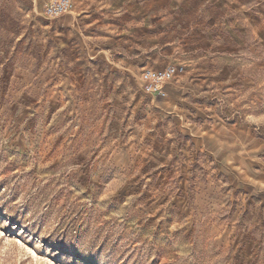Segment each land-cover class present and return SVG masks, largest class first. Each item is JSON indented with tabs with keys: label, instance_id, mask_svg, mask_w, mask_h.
<instances>
[{
	"label": "rangeland",
	"instance_id": "rangeland-1",
	"mask_svg": "<svg viewBox=\"0 0 264 264\" xmlns=\"http://www.w3.org/2000/svg\"><path fill=\"white\" fill-rule=\"evenodd\" d=\"M255 1L248 28L215 18L206 57L192 35L201 58L153 99L140 73L165 64L68 44L45 0H0V264H264Z\"/></svg>",
	"mask_w": 264,
	"mask_h": 264
},
{
	"label": "crops",
	"instance_id": "crops-1",
	"mask_svg": "<svg viewBox=\"0 0 264 264\" xmlns=\"http://www.w3.org/2000/svg\"><path fill=\"white\" fill-rule=\"evenodd\" d=\"M251 2L252 0H71L68 12L56 18L43 16L49 20L45 29H61L62 34L68 38V44L76 42L93 48L107 46L111 49L114 46L119 51L123 48L138 50L140 64H165L159 68L149 67L160 69L171 64L169 62L189 66L198 62L201 57L196 56V50L200 47L191 42L194 34L201 35L205 40L206 45H202L205 50L203 58L208 53H213L215 44V47H220L207 32L218 24V21L212 23L215 18H227V9L235 11L238 16L242 15L241 26L248 28L249 20L255 17L252 9L257 7H253ZM255 2L259 6L262 0ZM214 4L220 8L215 17L212 14ZM171 36L172 40L160 42ZM186 37L182 42L175 41L176 38ZM132 43H135L136 48ZM150 52L154 53L150 56ZM181 73L169 85L177 82Z\"/></svg>",
	"mask_w": 264,
	"mask_h": 264
},
{
	"label": "built area",
	"instance_id": "built-area-1",
	"mask_svg": "<svg viewBox=\"0 0 264 264\" xmlns=\"http://www.w3.org/2000/svg\"><path fill=\"white\" fill-rule=\"evenodd\" d=\"M71 0H45L43 14L48 18H56L68 12ZM180 65L169 64L164 68H146L140 74L143 83V92L153 99H164L168 95L167 86L181 72Z\"/></svg>",
	"mask_w": 264,
	"mask_h": 264
}]
</instances>
